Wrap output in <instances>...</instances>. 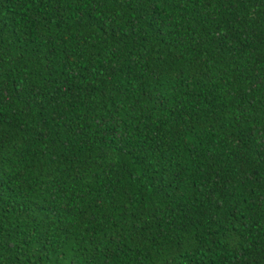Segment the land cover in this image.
Instances as JSON below:
<instances>
[{
    "label": "trees",
    "instance_id": "16d2710c",
    "mask_svg": "<svg viewBox=\"0 0 264 264\" xmlns=\"http://www.w3.org/2000/svg\"><path fill=\"white\" fill-rule=\"evenodd\" d=\"M0 264H264V0H0Z\"/></svg>",
    "mask_w": 264,
    "mask_h": 264
}]
</instances>
